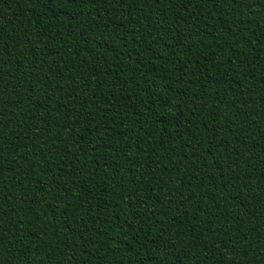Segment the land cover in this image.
Instances as JSON below:
<instances>
[{"label":"trees","instance_id":"obj_1","mask_svg":"<svg viewBox=\"0 0 264 264\" xmlns=\"http://www.w3.org/2000/svg\"><path fill=\"white\" fill-rule=\"evenodd\" d=\"M0 264H264V0H0Z\"/></svg>","mask_w":264,"mask_h":264}]
</instances>
